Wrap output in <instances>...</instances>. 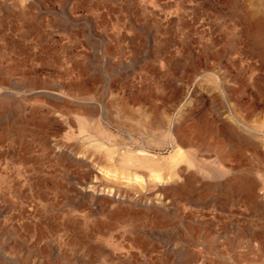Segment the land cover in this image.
Returning <instances> with one entry per match:
<instances>
[{"label":"rangeland","instance_id":"374dc122","mask_svg":"<svg viewBox=\"0 0 264 264\" xmlns=\"http://www.w3.org/2000/svg\"><path fill=\"white\" fill-rule=\"evenodd\" d=\"M263 39L264 0H0V264H264Z\"/></svg>","mask_w":264,"mask_h":264},{"label":"bare ground","instance_id":"6f19581e","mask_svg":"<svg viewBox=\"0 0 264 264\" xmlns=\"http://www.w3.org/2000/svg\"><path fill=\"white\" fill-rule=\"evenodd\" d=\"M262 45H263V53H264V39H263V41H262ZM255 93V92H254ZM255 98V97H254ZM91 123V122H90ZM185 143V142H184ZM182 153V152H181ZM175 154V153H174ZM186 158V157H185ZM179 159V158H178ZM188 162V161H187ZM188 165V164H187ZM198 170V169H197ZM189 183V182H188ZM250 206V205H249ZM188 207V206H187ZM204 210V209H203ZM216 212V211H215ZM208 217V216H207ZM240 217V216H239ZM149 218V217H148ZM209 219V218H208ZM201 221V220H200ZM204 222V221H203ZM225 224V223H224ZM218 225V224H217ZM199 226V225H198ZM189 228V227H188ZM87 232V231H86ZM121 233V232H120ZM251 233V232H250ZM104 234V233H103ZM110 239H111V237H112V235L110 234ZM116 240V239H115ZM116 242V241H115ZM226 242V241H225ZM113 243V242H112ZM208 244H209V242H208ZM244 245V244H243ZM120 247V246H119ZM221 247V246H220ZM259 247V246H258ZM107 248V247H106ZM122 248V247H121ZM111 249V248H110ZM128 249V248H127ZM117 248H116V252H117ZM141 250V249H140ZM119 251H120V249H119ZM219 251V250H218ZM248 251V250H247ZM115 252V251H114ZM202 252H203V250H202ZM110 253V252H109ZM223 253V252H222ZM106 255H107V253H105ZM253 254V253H252ZM257 254V253H256ZM263 254V253H262ZM102 255V254H101ZM194 255V254H193ZM207 255V254H206ZM261 255V254H260ZM109 256V255H108ZM111 256V255H110ZM109 256V257H110ZM205 256V255H204ZM102 257H103V255H102ZM125 257V256H124ZM131 258V257H130ZM206 258V257H205ZM102 259H104V258H102ZM110 259V258H109ZM209 259V258H208ZM211 259H213V258H211ZM105 260H107V256H106V259ZM117 260V259H116ZM210 260V259H209ZM116 262V261H115ZM188 264V263H187ZM194 264V263H193ZM213 264V263H212ZM250 264V263H249Z\"/></svg>","mask_w":264,"mask_h":264}]
</instances>
